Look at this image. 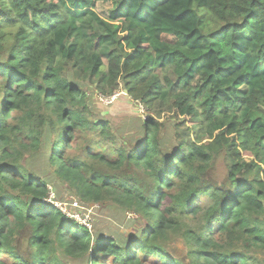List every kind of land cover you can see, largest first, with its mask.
Listing matches in <instances>:
<instances>
[{
  "label": "trees",
  "instance_id": "1",
  "mask_svg": "<svg viewBox=\"0 0 264 264\" xmlns=\"http://www.w3.org/2000/svg\"><path fill=\"white\" fill-rule=\"evenodd\" d=\"M93 8L0 0V264H184L164 249L169 234L187 264H264V0H119L103 18ZM85 16L102 30L68 43ZM120 85L152 115L129 148L93 119L85 89L110 97ZM48 118L55 178L83 203L145 219L123 246L47 203L46 171L23 165L44 148ZM82 133L108 151L66 158Z\"/></svg>",
  "mask_w": 264,
  "mask_h": 264
},
{
  "label": "rangeland",
  "instance_id": "2",
  "mask_svg": "<svg viewBox=\"0 0 264 264\" xmlns=\"http://www.w3.org/2000/svg\"><path fill=\"white\" fill-rule=\"evenodd\" d=\"M95 3L93 11L103 18V14L110 12L116 7L119 0H92ZM102 30L92 16H85L79 25L77 33L72 34L68 39V43H79L82 38L88 37L92 32ZM163 39L168 40L166 36H162ZM109 48L105 47L100 50L102 54V61L104 66L106 65V55ZM172 81L175 80V76L170 73ZM3 82L0 80V87L3 86ZM88 95V104L90 105V111L92 112L93 119L107 121L110 124L112 134L119 146L126 148L133 147L141 139V126L147 119L152 117L150 113L139 103L133 101L127 94L124 93L121 85L116 92L117 98L111 104H104L103 100L90 86L86 88ZM171 115L166 114L160 122L166 123V133L164 138L167 143L172 146L175 145L173 118ZM49 118L46 121L43 131V145L39 153H35L31 156H26L23 165L27 169L35 170L37 167H42L46 171L48 180V188L50 190V202L53 205L61 207L66 214L73 215L75 222L84 226L92 235V238L96 237H109L116 241H122L120 246H123V241L127 238H135L137 234L136 228L146 226V221L140 215H136L133 211L127 209H121L111 204L110 202L102 204H90L79 201L71 190L65 185L60 183L52 174V169L46 163V156L51 149L53 139L56 137L57 129L54 133L48 127ZM173 136V137H172ZM104 141L102 138L91 136L85 133L80 134L73 142L71 149L66 151V158L70 159H86V149L91 148L95 152H104ZM98 144V145H97ZM106 151V152H105ZM112 158V156L110 155ZM113 159V158H112ZM89 159H86L88 161ZM227 173V169L222 161L215 163L212 166L211 177L216 180H222ZM188 224L195 225L192 220L187 221ZM164 249L173 255L175 258L183 260L184 264L188 263L186 257L185 243L179 238L177 234H169L164 243ZM255 256L264 263V252H256ZM62 260H64L62 258ZM73 263V262H72ZM82 263V262H81ZM89 264V263H85ZM140 264H151L149 260L141 262Z\"/></svg>",
  "mask_w": 264,
  "mask_h": 264
},
{
  "label": "built area",
  "instance_id": "3",
  "mask_svg": "<svg viewBox=\"0 0 264 264\" xmlns=\"http://www.w3.org/2000/svg\"><path fill=\"white\" fill-rule=\"evenodd\" d=\"M101 98H102V100H103V103L106 104V105H108V104L113 103V101L117 98V94L115 93V94H113V95L110 96V97H101ZM50 196H51V194H50ZM50 196H49V198L46 200V202L49 203V204H52V203L50 202ZM56 207H57V205H56ZM57 209L60 210L63 214H65L66 217L75 220V218H74L73 215L66 214L65 211H63V210L61 209L60 206H58ZM75 221H76V220H75Z\"/></svg>",
  "mask_w": 264,
  "mask_h": 264
},
{
  "label": "water",
  "instance_id": "4",
  "mask_svg": "<svg viewBox=\"0 0 264 264\" xmlns=\"http://www.w3.org/2000/svg\"><path fill=\"white\" fill-rule=\"evenodd\" d=\"M124 93H125V94H127V92H126V91H124Z\"/></svg>",
  "mask_w": 264,
  "mask_h": 264
}]
</instances>
